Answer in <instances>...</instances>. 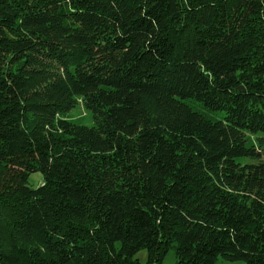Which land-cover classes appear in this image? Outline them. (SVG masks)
Wrapping results in <instances>:
<instances>
[{"label": "trees", "instance_id": "1", "mask_svg": "<svg viewBox=\"0 0 264 264\" xmlns=\"http://www.w3.org/2000/svg\"><path fill=\"white\" fill-rule=\"evenodd\" d=\"M142 250L264 264V0H0V264Z\"/></svg>", "mask_w": 264, "mask_h": 264}, {"label": "rangeland", "instance_id": "2", "mask_svg": "<svg viewBox=\"0 0 264 264\" xmlns=\"http://www.w3.org/2000/svg\"><path fill=\"white\" fill-rule=\"evenodd\" d=\"M200 111H203L200 107H198ZM69 117L82 125H90L92 124V115L84 109L82 105H79L78 108L74 109ZM43 176L40 173H34L31 175L29 179V185L36 188L42 184ZM135 259L138 260L142 264H146L148 260V253L146 250L140 251L136 256ZM176 263V256L175 251L171 250L164 259L163 264H175ZM218 264H244L242 261L238 262H225L220 260Z\"/></svg>", "mask_w": 264, "mask_h": 264}]
</instances>
